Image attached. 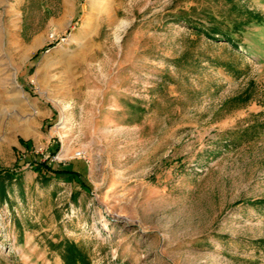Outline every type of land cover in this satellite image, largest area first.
I'll use <instances>...</instances> for the list:
<instances>
[{"label":"rangeland","instance_id":"rangeland-1","mask_svg":"<svg viewBox=\"0 0 264 264\" xmlns=\"http://www.w3.org/2000/svg\"><path fill=\"white\" fill-rule=\"evenodd\" d=\"M0 167V264H264V0H0Z\"/></svg>","mask_w":264,"mask_h":264},{"label":"trees","instance_id":"trees-1","mask_svg":"<svg viewBox=\"0 0 264 264\" xmlns=\"http://www.w3.org/2000/svg\"><path fill=\"white\" fill-rule=\"evenodd\" d=\"M19 142L29 153L28 143L22 140ZM52 154H54V151H52ZM25 160L30 162L31 168L37 173L38 180L42 185H46L54 177L65 176L66 180L74 181L82 187L89 188L88 183L82 177V173L74 167L73 163L67 165L51 163L48 158L43 159L31 153L27 157L25 156ZM22 178L21 172L0 167V203L8 200L11 184L13 182L21 184ZM49 248L57 252L64 264H92L88 253L74 241L61 240L57 243L50 241Z\"/></svg>","mask_w":264,"mask_h":264},{"label":"built area","instance_id":"built-area-1","mask_svg":"<svg viewBox=\"0 0 264 264\" xmlns=\"http://www.w3.org/2000/svg\"><path fill=\"white\" fill-rule=\"evenodd\" d=\"M61 39H63V38H61ZM77 157H82V155H81V153L79 152V153H77V155H76Z\"/></svg>","mask_w":264,"mask_h":264}]
</instances>
